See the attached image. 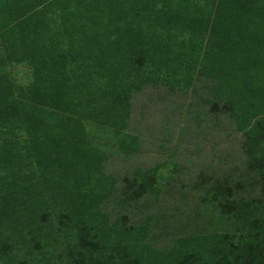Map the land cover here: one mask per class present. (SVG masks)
Instances as JSON below:
<instances>
[{"label": "trees", "instance_id": "obj_1", "mask_svg": "<svg viewBox=\"0 0 264 264\" xmlns=\"http://www.w3.org/2000/svg\"><path fill=\"white\" fill-rule=\"evenodd\" d=\"M196 83L242 167L200 177L193 228L120 215L171 174L106 172L87 127L130 156L132 93ZM0 264H264V0H0Z\"/></svg>", "mask_w": 264, "mask_h": 264}, {"label": "rangeland", "instance_id": "obj_2", "mask_svg": "<svg viewBox=\"0 0 264 264\" xmlns=\"http://www.w3.org/2000/svg\"><path fill=\"white\" fill-rule=\"evenodd\" d=\"M206 99L211 97L198 83L186 91L176 92H170L164 85L147 84L132 93L128 130L138 139L130 156L114 149L112 133L98 132L93 125L87 127L91 142L113 150L107 153L106 172L129 177L133 172L142 173L161 165L163 174H171V180L165 179V175L158 177L161 192L157 199L148 192L142 195L141 201L133 202L141 203L145 198L151 201L150 208H143L142 213L132 203L129 206L119 204L116 209L120 215L137 220L144 214L157 216L171 209L170 213L176 217L167 222V228L184 227L185 224L189 229L193 228L196 224L190 218L202 194L200 177L205 185L215 184L242 167L243 135L220 110L221 106L212 108ZM169 164L173 167L169 168ZM151 183L155 184L154 181ZM203 183L200 184L203 186ZM122 197L124 201L128 199V195ZM151 235L157 237L159 230H152ZM172 237H175L174 233L169 239Z\"/></svg>", "mask_w": 264, "mask_h": 264}]
</instances>
